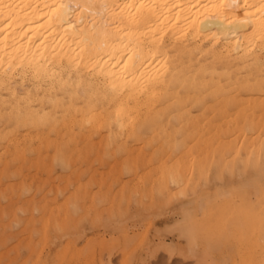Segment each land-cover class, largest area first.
I'll return each mask as SVG.
<instances>
[{"label":"rangeland","instance_id":"374dc122","mask_svg":"<svg viewBox=\"0 0 264 264\" xmlns=\"http://www.w3.org/2000/svg\"><path fill=\"white\" fill-rule=\"evenodd\" d=\"M8 83L6 89H0L3 92H0V98H9L12 102L15 98H23L20 103L24 110L33 108L37 117L44 116V119L27 124L26 129V125L17 128L13 121L15 114H9V107L4 108L0 103V115L4 116H0V134L3 132L0 138H7V143L6 138L0 139V264H264V151L258 163L254 155L249 164L234 163V158L231 161L233 156L224 155L222 151L231 139L217 134L214 128L224 118L238 122L246 116H251L249 120L259 119L262 115L257 106L259 102H253L257 95L242 92L239 96L242 100L236 101L239 106L233 103L226 107L223 102L214 100L205 101L206 109L187 104L190 116L198 117L195 120L200 127L198 131L192 130L191 126L185 128L188 133L187 130L178 131V120L172 119L169 123L164 118L159 121L162 123L159 137L150 139L154 133L149 127L138 131L140 135L136 138L128 136L126 130L118 131L114 127L111 132L105 129L93 133L80 122L71 127L68 122L73 114L68 112L70 94L65 92L66 88L64 91L55 88L52 92L42 86L43 89L35 90L34 82L28 76ZM18 86L22 89L20 93ZM100 88L107 94L105 87ZM13 90L15 98L11 96ZM79 91L73 96L72 103L82 106L87 91ZM50 95L49 99L54 95L53 99L62 97L59 104L67 109L54 108L48 99ZM244 95L249 102L252 100V106L243 100ZM96 96L91 99L92 103L97 100L96 105L93 103L94 108L110 110L111 106L100 103V96ZM24 101L30 102L26 105ZM160 104L155 105L154 113L164 109L165 106ZM62 119L67 123L63 124ZM175 130L178 133L175 134ZM80 132H84L83 136ZM10 135L16 137L12 139ZM210 136L215 140L212 141ZM209 137L211 141L207 140ZM167 142L183 143L188 147L194 145L193 155L199 154L201 159L193 166L181 148L171 149ZM215 146L220 149L214 150ZM223 155L224 163L219 164L216 159ZM242 158L246 160L245 156Z\"/></svg>","mask_w":264,"mask_h":264},{"label":"bare ground","instance_id":"6f19581e","mask_svg":"<svg viewBox=\"0 0 264 264\" xmlns=\"http://www.w3.org/2000/svg\"><path fill=\"white\" fill-rule=\"evenodd\" d=\"M263 54L264 0H0V89H6L5 85L8 82H13L16 79L23 80L27 76L34 82L35 90H38L39 87L43 89L42 86L47 91L55 88H63L64 91V88H66L65 92L69 91L70 94L68 112L73 114L72 118H69V126L79 125L80 122L86 124L92 133L105 129L111 132L114 127L118 131L126 130L128 136L135 138L140 135L137 133L138 131L149 127L152 130L151 132L154 133V136L152 135L153 137L150 139L159 137L162 132V123H159V121L164 120V118L169 123L172 119L178 120V125L176 124L179 127L178 131H186L185 128L188 126H191L192 130H199V125L195 123L198 117L190 116L191 110L187 109V104L193 107L201 106V108H205L206 100H214L223 102L226 107L232 106L233 103L239 106L236 101L240 100L239 96L242 92L251 96L257 95L253 102H259L257 106L262 111L259 110L262 113L259 119L253 117L249 120L248 117L251 116H246L247 118L240 119L241 121L238 122L233 121L232 118L230 120L229 115L228 120L219 118L218 115H221V113L217 115L221 119V123L214 125L217 134L231 139L230 144L221 147H224L221 150L225 153L222 154L232 155L231 161L234 158V163L249 164L253 155L256 156L258 163L261 161L264 151ZM101 86L105 87L106 91L108 90V95L104 93L105 90L101 91ZM20 90L22 89H19V93ZM79 90L87 91L86 99L81 102L82 106L72 103L73 96L77 95ZM62 94L61 92L60 95ZM94 95H97L96 97L100 96V103L110 105V110L104 111L105 108L103 110L95 109L94 105L97 104H95L97 100L93 102L94 105L91 100ZM11 96L15 98L14 90L11 91ZM49 98H51V95ZM60 98L62 99V97ZM8 99L0 98V103L4 108L9 107V114H15L13 121L17 128L19 125H26V129L28 128L27 124H34L36 120L38 121L42 117V120L44 119V116L37 117L38 114L32 110L33 108L30 110L29 106L31 104L27 106L28 110H24L20 103L23 102V98H15L14 102ZM42 99L45 101V96ZM42 99L40 100L42 101ZM52 99L49 100L55 106L54 108L58 106L63 108L59 104L61 99ZM245 99L246 102L248 101V106H252V100L249 102L244 95L243 100ZM76 101L74 100V102ZM24 102L28 105L26 101ZM14 103L16 105H13ZM158 103L159 105L162 103L165 107L154 113L155 105H158ZM242 103L245 104L244 101ZM60 107L59 111L62 110ZM223 109L221 108V110ZM168 110L172 112L167 114L165 111L168 112ZM54 113L56 115L57 111ZM209 113H212V111ZM44 115L47 116V114ZM77 116L80 118L76 119ZM50 119H46V121L49 122ZM63 122V124L67 123ZM47 125L49 127L50 124ZM166 128L169 127L166 126ZM9 129L10 132H13L10 127ZM171 129L173 130V128ZM176 131L175 134L178 133ZM83 133L80 132L81 135ZM2 134L3 132L0 135L2 136ZM215 134L213 133V135ZM11 135L9 137L13 139L14 136L11 137ZM105 136H108V134ZM210 137L207 140H210ZM1 138L5 139L6 137ZM60 139L62 140V138ZM6 140L7 138L4 141ZM182 140H184L183 137ZM123 141L122 143H124ZM14 143L17 144L18 142ZM167 143L171 149L181 148L182 152L192 160V165L201 159L199 154H195L196 157H194L193 144H191L192 147H188L183 143ZM149 144L151 145L152 141ZM8 146L12 148V146ZM161 146H163V143ZM58 148L60 150L59 146ZM218 148L216 147L214 150ZM157 149L159 150L160 147ZM56 153L58 154V152ZM171 155H173V152ZM224 155L216 159L219 164L224 163ZM243 156L246 160H243ZM2 158L4 157L1 156ZM206 160L208 161V159ZM248 172L250 173V171ZM194 175L195 173L192 176ZM176 178L178 181L179 176ZM192 178L190 179L192 180ZM256 193L258 194V191Z\"/></svg>","mask_w":264,"mask_h":264}]
</instances>
